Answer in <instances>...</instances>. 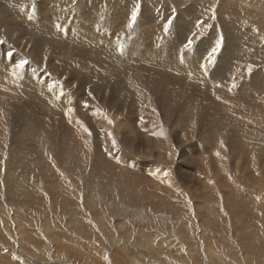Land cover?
<instances>
[{
  "label": "rangeland",
  "instance_id": "obj_1",
  "mask_svg": "<svg viewBox=\"0 0 264 264\" xmlns=\"http://www.w3.org/2000/svg\"><path fill=\"white\" fill-rule=\"evenodd\" d=\"M28 1L27 7L37 2ZM229 1L57 4L69 22V7L92 2L129 6L131 14L139 6L136 21L147 10L163 28L171 19V31L180 15L188 17L183 43L174 41L178 36L172 40L185 55L183 63L194 54L193 66L183 69L189 90L167 87L177 99L173 109L185 110L180 126L164 123L143 86L144 91L126 86L125 99L141 104L121 113L112 108L109 91L107 98L90 94L94 99L89 95L86 103L76 94L74 79L50 73L47 59L34 61L29 49L8 41L0 29L1 60L10 67L27 61L15 68L46 72L63 112L62 117L43 112L39 102L0 85V103L14 101V111L21 113V118L0 116V264H264V1ZM250 4L252 12H243ZM189 39L192 45L186 47ZM198 66L207 68L203 84L213 83L215 92L192 89L193 95L190 78ZM158 74L159 87L164 78ZM222 88L229 95L223 96ZM26 136L33 141L20 143Z\"/></svg>",
  "mask_w": 264,
  "mask_h": 264
},
{
  "label": "bare ground",
  "instance_id": "obj_2",
  "mask_svg": "<svg viewBox=\"0 0 264 264\" xmlns=\"http://www.w3.org/2000/svg\"><path fill=\"white\" fill-rule=\"evenodd\" d=\"M225 2L227 3V0H225ZM99 3L92 2L82 9L78 7L73 9L69 7V12L73 17V21L69 22L68 18L63 19L61 10L56 7L57 4L58 6L70 4V0H37L32 7L30 5L27 7V4H29L28 0H0V29L2 30L0 31L5 35L8 41L18 42L27 50L29 49V53L32 55L34 61L39 62L38 59H47L49 72L51 71L61 78L65 76L66 79H74L73 86L77 87L76 94L80 97L84 96L83 99H81L86 103H89L90 99H92L90 97V99L88 98L90 94H94V97L103 96L107 98L106 93L109 91L112 96L111 99L114 100L112 108L121 113L120 111L126 110L128 106L133 109V104H136L138 101L136 98H131L132 101L125 99L126 86L129 85L140 90H143V87H145L152 92V102L157 106L162 117L165 118L163 120L164 123L171 126H180V123L182 125L185 120V116L183 115L185 110H182V106L176 107L178 113L173 109L177 99L174 100V97H172L173 99L171 98L170 94L172 92L167 87L174 89L178 88L179 93L188 88V82L186 81L188 76L185 78V71L183 69L186 66L189 68L193 66L192 60L194 61V54L187 57L188 64L183 63L184 60L182 62V59L185 55L181 52L179 53L178 48L180 49V47L176 46L174 41H177L178 44L183 43L185 38L184 26L191 27V20L184 14L180 15L177 21L179 25L172 29L173 32L170 28L165 31L159 19L150 16L152 13L145 10L146 13L144 17L141 20L135 21L134 24L129 27V17L131 14L129 6L121 8L118 4L113 2H108V4L106 2V6ZM231 3L234 4V2ZM17 7H21V9L18 12H14V14L16 13V17H10L12 15L11 10L16 11L15 8ZM240 7H242L241 4L235 6L236 9H240ZM242 9H244L243 12L249 14L254 8L250 4ZM208 13L209 15L211 14V12ZM53 14L56 15V17H54ZM254 14L259 16L257 13ZM146 16L149 18H146ZM8 17H10V19H8ZM60 28H62V30H60ZM58 30L61 31L60 35ZM175 36L178 37L173 41L172 39H175ZM204 42L211 44L208 39H205ZM199 53L200 51L196 52L197 55H199ZM1 58L2 56L0 54V85L4 86L3 88L7 87L12 91L15 90L16 95L27 96L30 102H39V105L44 108L43 112L54 113L59 116L61 114L62 117L63 112H60L62 111L60 105L55 104V99L58 98L57 92L59 91L52 89L51 79L46 72L42 73L43 70L40 69H17L15 68L16 66H6V62L4 63ZM9 62L10 61H8V63ZM54 69L56 71H54ZM198 69H200L198 73L195 72L197 74L190 78V82L192 80V85L190 86L191 90L195 89L203 92L209 90L215 92V90L218 89L216 85L213 83H211V86L203 84V73L207 72V68L205 66H198ZM71 70L77 71L79 74H71L72 72H69ZM167 72L168 75L166 76L165 74H167ZM189 72L187 71V73ZM154 73H160L163 76L162 78H164V80L160 79L162 81L159 85L161 90L156 86L158 84H155L156 79ZM26 76L28 77L26 78ZM116 77L118 80L115 79ZM222 79L219 81H222ZM88 81L92 83L91 86L88 85L90 83H88ZM219 81H215V83H219ZM121 83L124 85L119 86ZM116 85L119 86L118 92H116ZM83 88L88 89V95L84 93ZM134 92L135 91H133V93ZM190 92L191 91H189V93ZM192 92L193 95L196 94H194L193 90ZM220 93L225 97L229 95L228 90L223 88ZM145 95L146 94H144V96ZM179 95L181 94H178V96ZM90 96L93 97L92 95ZM178 99L180 100V98ZM3 100H8V98ZM194 101L195 100H191L190 102ZM187 102L190 103L189 101ZM12 103L14 104L15 102L0 103L1 117L8 119L11 115L16 114V116L21 118V113L16 112L17 110ZM137 104H141V102ZM191 106H193V104H191ZM197 108L200 107H196L198 111L199 109ZM46 115L49 114H45V116ZM200 115H202L201 112ZM78 116L82 118V114ZM181 119H183V121H181ZM198 119V122L203 121L202 117ZM29 122H32L30 118ZM33 130H35V128ZM244 131L247 133V129H244ZM21 133L26 132L22 131ZM27 136L24 137L20 143H28L30 138H27ZM20 137L22 138V136ZM45 144L47 145V143Z\"/></svg>",
  "mask_w": 264,
  "mask_h": 264
},
{
  "label": "snow or ice",
  "instance_id": "obj_3",
  "mask_svg": "<svg viewBox=\"0 0 264 264\" xmlns=\"http://www.w3.org/2000/svg\"><path fill=\"white\" fill-rule=\"evenodd\" d=\"M139 10V6H137V10L133 11L131 14V21L134 23L137 19V13ZM172 21L171 19L168 21V23L165 25L164 30L167 31L168 30V26L171 25ZM129 27H131V24L129 25ZM222 37L220 38V40H217L216 45L214 48H212L211 52L209 53V60L211 62L212 59H214V55L215 53H217L220 50L221 47V43H222ZM192 45V40L189 39L187 44L185 45L186 47H191ZM9 55H11V53H9ZM27 63V61H22L21 63L17 64L16 67L17 68H23L24 65ZM249 72H251V67H249Z\"/></svg>",
  "mask_w": 264,
  "mask_h": 264
}]
</instances>
